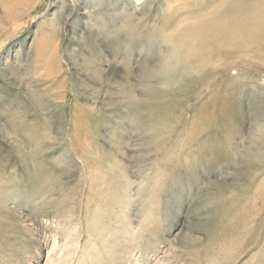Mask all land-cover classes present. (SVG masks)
Listing matches in <instances>:
<instances>
[{
    "label": "rangeland",
    "instance_id": "374dc122",
    "mask_svg": "<svg viewBox=\"0 0 264 264\" xmlns=\"http://www.w3.org/2000/svg\"><path fill=\"white\" fill-rule=\"evenodd\" d=\"M263 6L0 0V264H264Z\"/></svg>",
    "mask_w": 264,
    "mask_h": 264
},
{
    "label": "bare ground",
    "instance_id": "6f19581e",
    "mask_svg": "<svg viewBox=\"0 0 264 264\" xmlns=\"http://www.w3.org/2000/svg\"><path fill=\"white\" fill-rule=\"evenodd\" d=\"M262 9H264V6L262 8L256 7V8L253 9L254 11H252V12L258 13V14H261V15H264L263 14L264 10H262ZM241 11H244V10H241ZM224 14H225V9L223 11L219 12V15H217L214 19H216V20L217 19H220L221 21H223V18L225 16ZM262 18L264 20V16H262ZM226 19H227V24L230 23L231 20H232L231 17H228ZM211 20H213V19H211ZM224 22H226V20ZM222 29H224V28H222ZM238 30H241V31H239V33H241V34H246L247 36H251L252 37V40L257 39L258 37H262V36L264 37V21L263 22H259V24L257 25V27H256V32L257 33L256 34L255 33L248 32V31H245V30H243L242 27H239ZM223 52H224L225 55H228L227 50H225ZM191 71H193V70H191Z\"/></svg>",
    "mask_w": 264,
    "mask_h": 264
}]
</instances>
